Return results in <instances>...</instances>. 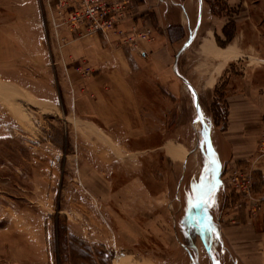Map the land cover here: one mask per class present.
<instances>
[{"label": "rangeland", "instance_id": "rangeland-1", "mask_svg": "<svg viewBox=\"0 0 264 264\" xmlns=\"http://www.w3.org/2000/svg\"><path fill=\"white\" fill-rule=\"evenodd\" d=\"M174 1L188 6L189 25L177 9V23L153 27L169 52L143 58L138 48L153 40L100 38L96 62L69 57L73 40L92 39L66 28L56 39L48 0H0V264H214L207 248L219 264H264V0L202 2L178 69L204 127L174 72L200 4ZM106 51L125 52L137 125L74 105L106 75ZM79 63L94 74L82 79ZM230 128L249 159L231 161ZM207 133L219 185L199 218L212 186Z\"/></svg>", "mask_w": 264, "mask_h": 264}, {"label": "crops", "instance_id": "crops-1", "mask_svg": "<svg viewBox=\"0 0 264 264\" xmlns=\"http://www.w3.org/2000/svg\"><path fill=\"white\" fill-rule=\"evenodd\" d=\"M131 4L132 16L129 21L123 24L122 27L124 29L129 28L131 22L142 24L143 21L152 28L155 26L162 28L165 24L169 26L172 23H177L175 22L177 18L174 14L178 10L186 24L188 23L189 25L190 13L186 4L175 2L174 0H131ZM153 34V42L149 44L144 43L138 48L143 58H147L149 53L152 55L156 52H161L162 50L169 52L168 38L157 29L155 30V28L153 29ZM74 37L76 38V36ZM100 38L105 40L101 35L90 37V39H92L90 41L87 39H81L79 42L73 40V42L68 45L69 47L67 49L68 54H70L69 57L75 60L89 58L92 61L98 62V59H100L99 47L103 51ZM76 40L79 39L76 38ZM121 54H123V57H121ZM105 58L106 60L99 64L98 70H106L104 72L106 75L98 77L87 89L91 99L88 98V96L78 97L77 99H74V105L79 108L83 104L88 105V115H94L100 118H132L137 125V119L140 118V112H138L136 97L127 77L130 68L126 61L122 60V58H124V60L126 59L125 52L123 53V51H121L117 53L106 51ZM70 70L67 69V71ZM76 89L79 91L81 90L79 89V86H76ZM259 101L263 109L262 111H264V96L262 100L259 99ZM231 134L232 130L230 128L229 131L225 133L226 138H228L226 143L227 147H230L231 150H235L236 152L231 161L237 163L244 158L249 159L248 155L239 152L238 148L240 143L238 139H235V135L231 136ZM227 135L229 137H227ZM222 150V145L217 142L215 151L220 159L216 161L220 166H223L224 164L226 165L229 160L226 158V154L224 155V153H222ZM262 199L264 201V193ZM257 220L258 219L255 217L252 223L249 224L258 227L259 224Z\"/></svg>", "mask_w": 264, "mask_h": 264}, {"label": "built area", "instance_id": "built-area-1", "mask_svg": "<svg viewBox=\"0 0 264 264\" xmlns=\"http://www.w3.org/2000/svg\"><path fill=\"white\" fill-rule=\"evenodd\" d=\"M51 27L59 38V30L68 29L76 38L103 36L107 42L120 41L119 44L137 48V40H153V28L138 24L124 29L122 26L132 16L131 0H48ZM74 70L82 79L94 74V70L79 63ZM233 181L239 183L238 172ZM248 184L250 179H244Z\"/></svg>", "mask_w": 264, "mask_h": 264}, {"label": "water", "instance_id": "water-1", "mask_svg": "<svg viewBox=\"0 0 264 264\" xmlns=\"http://www.w3.org/2000/svg\"><path fill=\"white\" fill-rule=\"evenodd\" d=\"M202 2L203 0H199V4H200V8H199V13H198V22H197V25H196V28L192 34V36L189 38L188 42L180 49V51L176 54V57H175V62H174V72L176 73V75L184 82V84H186V86H188L195 94V97H196V110H197V114H198V118H199V121L201 122L202 126L204 127V123H203V120H202V116L200 114V104H199V99H198V94L196 92V90L194 89V87L191 85V83L186 80L180 73H179V69H178V61H179V58L181 56V54L192 44V42L194 41L196 35H197V32H198V29L200 27V24H201V18H202ZM206 131V130H205ZM207 139H208V142H209V149H210V152H211V156H210V166H211V174H212V186L209 188V190L206 192L204 198H203V202H202V209L200 211V214H199V218H201V216L203 215V212H204V208H205V205H206V202L210 196V194L218 187L219 185V179H218V175L214 169V162H215V155H214V148L212 146V141H211V137L209 135V133H207ZM200 221L198 220V223ZM199 227V230L203 236V238H205V233L203 232V230ZM204 244L206 246V241L204 239ZM207 252L212 260V262L214 264H219L215 257H214V254L213 252L210 250V248H207Z\"/></svg>", "mask_w": 264, "mask_h": 264}, {"label": "bare ground", "instance_id": "bare-ground-1", "mask_svg": "<svg viewBox=\"0 0 264 264\" xmlns=\"http://www.w3.org/2000/svg\"><path fill=\"white\" fill-rule=\"evenodd\" d=\"M198 33V32H197ZM198 125V124H197Z\"/></svg>", "mask_w": 264, "mask_h": 264}]
</instances>
